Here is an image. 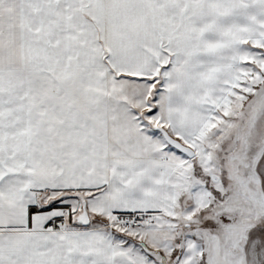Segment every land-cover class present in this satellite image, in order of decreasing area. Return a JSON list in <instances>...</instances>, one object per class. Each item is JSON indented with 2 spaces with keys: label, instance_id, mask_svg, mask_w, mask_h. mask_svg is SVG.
Listing matches in <instances>:
<instances>
[{
  "label": "snow or ice",
  "instance_id": "1",
  "mask_svg": "<svg viewBox=\"0 0 264 264\" xmlns=\"http://www.w3.org/2000/svg\"><path fill=\"white\" fill-rule=\"evenodd\" d=\"M0 264H264V0H0Z\"/></svg>",
  "mask_w": 264,
  "mask_h": 264
}]
</instances>
